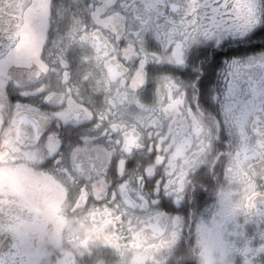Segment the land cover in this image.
Masks as SVG:
<instances>
[{"label": "snow or ice", "instance_id": "snow-or-ice-1", "mask_svg": "<svg viewBox=\"0 0 264 264\" xmlns=\"http://www.w3.org/2000/svg\"><path fill=\"white\" fill-rule=\"evenodd\" d=\"M0 264H264V0H0Z\"/></svg>", "mask_w": 264, "mask_h": 264}]
</instances>
